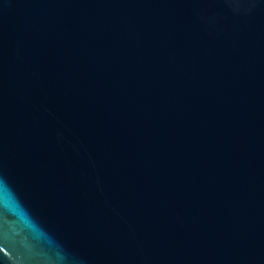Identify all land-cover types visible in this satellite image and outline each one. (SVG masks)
Listing matches in <instances>:
<instances>
[{
    "label": "water",
    "instance_id": "1",
    "mask_svg": "<svg viewBox=\"0 0 264 264\" xmlns=\"http://www.w3.org/2000/svg\"><path fill=\"white\" fill-rule=\"evenodd\" d=\"M0 264H264V0H0Z\"/></svg>",
    "mask_w": 264,
    "mask_h": 264
}]
</instances>
